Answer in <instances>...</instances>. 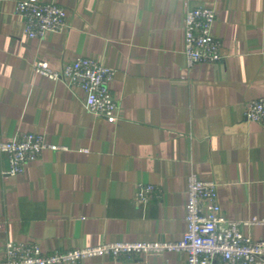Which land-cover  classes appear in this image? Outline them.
<instances>
[{"label":"crops","instance_id":"crops-1","mask_svg":"<svg viewBox=\"0 0 264 264\" xmlns=\"http://www.w3.org/2000/svg\"><path fill=\"white\" fill-rule=\"evenodd\" d=\"M18 0H0V142L21 133L56 145L8 175L0 152V260L7 241L51 254L102 243L178 241L188 178L217 183L221 214L264 218V123L244 117L264 98V0H39L65 9L67 28L23 33ZM216 12L221 60L187 65L186 9ZM77 56L114 70V119L91 114L79 87L50 80ZM137 184L152 185L147 203ZM254 240L261 225H241ZM79 264H186L169 252Z\"/></svg>","mask_w":264,"mask_h":264},{"label":"built area","instance_id":"built-area-1","mask_svg":"<svg viewBox=\"0 0 264 264\" xmlns=\"http://www.w3.org/2000/svg\"><path fill=\"white\" fill-rule=\"evenodd\" d=\"M14 13L23 18V33L29 38H41L46 32L62 33L67 28L65 9L60 5L39 0H18ZM216 12L208 7L186 9L183 18L184 55L187 65L216 63L222 58L221 43L213 33ZM36 73L50 80H60L79 87L86 109L93 115L114 119L118 105L109 89L114 70L92 59L77 56L59 71L50 69L43 61H35ZM246 121L264 123V98L246 103ZM45 149L57 150L56 145L42 135L21 133L16 139L0 142V152L8 161V175H21L24 167ZM154 194L152 185L137 184L135 198L147 203ZM186 228L178 241L150 240L139 242H113L77 247L44 254L35 243L4 245L0 264H79L83 259L109 256L130 259L143 255L183 252L186 264H264V236L254 240L241 232V225H261L264 218L248 221L228 219L221 214L217 199V183L202 181L194 174L188 178L186 202Z\"/></svg>","mask_w":264,"mask_h":264}]
</instances>
